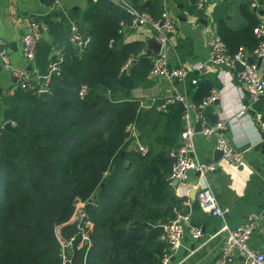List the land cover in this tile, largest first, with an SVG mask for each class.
Wrapping results in <instances>:
<instances>
[{
  "label": "trees",
  "instance_id": "1",
  "mask_svg": "<svg viewBox=\"0 0 264 264\" xmlns=\"http://www.w3.org/2000/svg\"><path fill=\"white\" fill-rule=\"evenodd\" d=\"M162 1L125 2L157 17ZM171 1L190 10L196 0ZM262 2L237 5L245 24L236 29L225 24L224 6L214 8L215 33L229 54L256 45ZM129 18L120 3L88 0L79 19L88 43L79 54L65 51L58 73L49 74L52 98L22 88L6 96L3 119L13 130L0 133V264H59V241L71 237L70 264H158L164 253L158 221L179 205L168 152L178 147L180 113L176 104L161 112L138 109L130 96L132 88L150 84L153 56L142 42L122 41L117 24ZM80 84L86 85L81 97ZM191 86L197 104L212 85L197 79ZM130 123L147 146L144 154L130 145ZM76 198L83 218L73 215ZM81 230L90 243L84 258L75 249Z\"/></svg>",
  "mask_w": 264,
  "mask_h": 264
},
{
  "label": "crops",
  "instance_id": "2",
  "mask_svg": "<svg viewBox=\"0 0 264 264\" xmlns=\"http://www.w3.org/2000/svg\"><path fill=\"white\" fill-rule=\"evenodd\" d=\"M87 1L61 0L60 6L52 9L48 0H0V48L7 49L13 67L28 72L29 78L32 75L40 77L47 73L49 64L59 53L64 54L68 50L70 54H74V47L67 39L68 25L71 22L79 24ZM241 1L207 0L201 9L192 7L190 10L177 8L171 0H164L161 4V10L166 9L175 17L180 15L183 18L178 20L176 17V32L169 40L170 65L184 66L189 70L188 78L196 77L200 81H207L212 85L211 88L219 91L218 103L208 105L204 109V114L206 117V114H215L216 120H225L226 128L222 131V136L230 145L242 152V160L237 165L229 164L220 157L216 161L218 167L215 171L206 172L202 176L188 171L182 187L173 186V194L179 199L178 209L175 211L186 214L187 222L184 227L196 228L200 235L192 238L186 229L180 246L170 256V264H211L223 243L222 234H215L221 219L203 212L196 201L195 192L202 181L214 193L217 204L227 208L225 221L228 226L241 224L248 214L257 216L247 244L254 251H263L264 163L260 155L264 154V137L262 138L263 135L248 116L259 113L264 121V94L253 101H248L245 94L238 88L239 81L233 70H228L227 73L220 72V68L207 61L206 41L212 33L216 32L212 16L214 8L219 5L224 6L225 24L236 29L245 24V20L237 11V5ZM257 16L258 22L262 21L264 24V14L261 16L257 14ZM30 18L38 22L40 37L33 59L26 61L20 51V35ZM80 26L79 24V28ZM121 38L123 42H142L143 49L153 56L146 44L147 40H154L149 28L135 27L124 31ZM259 61L258 73L264 77V57ZM147 79L151 81L150 84L132 88L131 97L137 100L182 93L191 100L193 90L189 80L169 82L162 79ZM13 81L9 72L0 65V124L5 122L3 112L6 108V96L11 92ZM238 103L246 106V116L242 115L230 120ZM195 123L193 122V126ZM214 139L213 134L202 136L196 131L192 137L193 156L199 161H212V152L215 149ZM179 142L177 136L176 143L179 145ZM173 149L175 148L169 151ZM229 264H241V256L236 255Z\"/></svg>",
  "mask_w": 264,
  "mask_h": 264
},
{
  "label": "built area",
  "instance_id": "3",
  "mask_svg": "<svg viewBox=\"0 0 264 264\" xmlns=\"http://www.w3.org/2000/svg\"><path fill=\"white\" fill-rule=\"evenodd\" d=\"M61 0H48L52 9L60 6ZM120 3L121 6L129 13V20H119L117 32L122 34L124 31L131 30L135 27H147L154 36V40L159 44L158 52L153 55L151 59V66L148 70L147 77L150 79H162L166 81L177 80L184 82L189 80L191 84H195L196 78H188L189 70L184 66H172L169 62L168 48L169 40L176 32V17L166 9H162L157 17L151 16L146 12H139L129 7L122 0H112ZM207 0H196L195 8L201 9ZM256 8V3H251ZM264 6V2H262ZM253 34L257 39V43L250 51L243 47H239L234 53L229 54L226 50L225 44L221 41L219 36L214 32L207 41L208 48V62L213 66L220 68V72L227 73L228 70H233L235 76L239 81V90L243 92L248 101H253L258 96L264 94V77L258 73V67L255 61L264 57V24L258 22L253 29ZM40 37V26L38 22L30 18L20 35V51L21 55L26 61H30L34 57L35 47ZM68 41L74 47L75 53L79 54L88 43V37L84 36L79 28V24L71 22L68 25ZM251 57L252 62H248L247 58ZM63 60V54L59 53L54 60L49 64L47 73L43 76V81H30L29 74L23 69L13 67L11 64L9 54L6 48H0V65L7 70L13 77V85L11 91L16 88L33 90L36 94L39 91L47 90L46 81L51 71L57 74L59 65ZM131 58L126 59L121 70H124L130 64ZM78 95L81 97L86 92V85L80 84L78 86ZM219 91L215 88H210L208 94L201 99L197 104L193 103L185 94L172 93L164 97L137 99L138 109H154L157 112L164 111L167 106L181 103L183 110L180 112L181 128L179 131V145L177 148L168 152V155L173 159L168 174L169 181H175V185L182 187L188 171L197 172L202 176L206 172H213L216 170L217 163L214 161L203 162L197 160L193 156V141L192 137L196 133L193 122L199 124V133L202 136L214 135L215 149L221 152V159L225 162L237 165L242 160V152L235 149L222 136V131L226 128V122L223 119H218L213 123H209L204 114V109L218 98ZM245 105L237 104V108L230 120L246 116ZM250 121L254 124L257 130L264 137V121L259 113L253 116H248ZM2 124H0L1 133ZM128 135L132 137L130 145L137 149L141 154L147 150L146 146L137 141V134L133 125L126 126ZM195 198L199 208L210 214L213 217L221 219V224L215 234H222L223 243L220 246L218 255L211 262V264H229L236 255L241 256V264H264V242L262 244L263 251L258 252L252 250L248 244V238L254 226L257 216L255 214H248L244 221L237 225L230 227L225 221L227 208L220 207L217 204L216 197L209 186L202 181L199 183L198 189L195 192ZM264 203V200H263ZM83 202L76 198L73 203V215L83 218L82 213ZM187 222V216L183 212L175 211L171 218H167L166 223L159 224L161 227V234L159 239L165 244L164 253L159 258L158 264H170V256L180 244L184 232L187 229L188 234L192 238H197L200 235L199 230L191 227H184ZM85 226H89L88 221L84 222ZM73 237L59 241V258L60 264H63L65 257L68 255L67 251L72 247ZM89 238L87 231H80V237L75 244V249H83V258L89 247ZM69 256V255H68ZM70 263V258H69ZM83 264V263H81Z\"/></svg>",
  "mask_w": 264,
  "mask_h": 264
},
{
  "label": "water",
  "instance_id": "4",
  "mask_svg": "<svg viewBox=\"0 0 264 264\" xmlns=\"http://www.w3.org/2000/svg\"><path fill=\"white\" fill-rule=\"evenodd\" d=\"M180 7H181V5L179 4L177 6V8H180ZM253 10L255 11L256 8L253 7ZM257 14L261 16L263 14V12L261 10H258ZM176 17H177L178 20H182L183 19L180 15H177ZM146 44H147V48L151 50V53L153 55H155L158 52L159 44L155 40H147ZM247 60L250 63L252 62V58L251 57H248ZM259 60L260 59L256 60V62H255L257 67H258L259 62H260ZM50 74H54L53 71H51ZM29 79H30V81H33V82L43 81V76L37 77V75H32ZM125 94H127V92H125ZM37 95L40 98H42L43 100H50L52 98L51 93L48 90L39 91L37 93ZM213 103L217 104L218 100L217 99L214 100ZM176 106L178 108V112H181L183 110V106H182L181 103L177 102ZM206 115H207V117L209 119V123H213L217 119V116L215 114H206ZM2 128L5 129V130H11V131L13 130V127H12V125H11V123L9 121H5L4 123H2ZM194 129H195V131H199L200 126H199L198 123L194 124ZM262 138H263V136H262ZM220 157H221V152L219 150H217V149H214L213 152H212V161L216 162ZM260 159L264 163V154L260 155ZM170 184L173 187L175 185V181H171ZM166 221H167V219L163 218V219H160L158 221V223L159 224H164V223H166ZM63 264H70L68 255L65 257V261L63 262Z\"/></svg>",
  "mask_w": 264,
  "mask_h": 264
},
{
  "label": "rangeland",
  "instance_id": "5",
  "mask_svg": "<svg viewBox=\"0 0 264 264\" xmlns=\"http://www.w3.org/2000/svg\"><path fill=\"white\" fill-rule=\"evenodd\" d=\"M128 125H133V124L130 123V124H128ZM128 125H127V126H128ZM133 126H134V125H133ZM125 130H126V129H125ZM126 131H127V130H126ZM127 133H128V132H127ZM140 144H142V143H140ZM143 145L146 146L145 144H143ZM146 147H147V146H146ZM66 251H67V250H66ZM59 259H60V258H59ZM60 263H61V260H60ZM60 263H59V264H60Z\"/></svg>",
  "mask_w": 264,
  "mask_h": 264
}]
</instances>
